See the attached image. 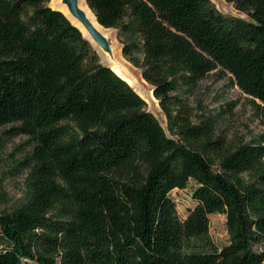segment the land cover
<instances>
[{
  "label": "trees",
  "instance_id": "trees-1",
  "mask_svg": "<svg viewBox=\"0 0 264 264\" xmlns=\"http://www.w3.org/2000/svg\"><path fill=\"white\" fill-rule=\"evenodd\" d=\"M85 1L128 38L121 53L166 129L49 0H0V132L29 147L22 195L0 211V264H264V131L214 137L186 98L226 72L264 119V0H225L243 15L211 0ZM190 181L181 220L170 192ZM212 213L225 215L220 248Z\"/></svg>",
  "mask_w": 264,
  "mask_h": 264
},
{
  "label": "rangeland",
  "instance_id": "rangeland-1",
  "mask_svg": "<svg viewBox=\"0 0 264 264\" xmlns=\"http://www.w3.org/2000/svg\"><path fill=\"white\" fill-rule=\"evenodd\" d=\"M211 1L218 10L224 13L243 15L225 0ZM111 33L116 47L121 50L122 42L127 41L128 38L123 35L119 36L116 28H112ZM99 58L101 59L100 56ZM125 61L142 85V88H138V94L145 100L147 110L153 113L166 129L165 115L158 101L151 98L149 94L150 91L152 94V87L142 78L140 68L134 67L126 59ZM186 98L192 112V121L197 124L201 120L210 121L214 137L222 136L227 142L237 144L256 139L264 131L263 115L253 103L252 98L238 88L229 73L220 71L209 73L191 93L186 95ZM28 149L24 136L6 137L0 132V211L5 207V199L12 201L22 195L25 188L26 168L23 164L16 163L23 158ZM194 187L193 181H190L186 188L174 189L170 192L181 220L186 217L188 209L195 204L192 198ZM208 223L210 240L218 248L226 245L228 234L225 215L221 213L209 214ZM22 264L38 263L26 260Z\"/></svg>",
  "mask_w": 264,
  "mask_h": 264
},
{
  "label": "bare ground",
  "instance_id": "bare-ground-1",
  "mask_svg": "<svg viewBox=\"0 0 264 264\" xmlns=\"http://www.w3.org/2000/svg\"><path fill=\"white\" fill-rule=\"evenodd\" d=\"M213 2V1H212ZM220 4V3H219ZM218 5V4H217ZM79 7L83 12L85 13L86 17L90 20L91 24L100 32L103 33L104 37L107 39H110V47L108 50L102 49L100 46H98L90 37L89 33L87 30L79 23L74 22L81 32L89 38L91 41L92 45L97 48V52L101 59L108 64L115 72L120 74L123 78H126L128 83L136 90L138 91V88H142L141 83L139 82L138 78L133 74L131 71L128 63L125 61V59L122 57L121 50L116 47V43L114 42V38L112 37L111 29H104L102 26H100L96 20H95V15L92 13V11L88 8L85 0H79ZM65 13L66 10L64 11ZM135 67V66H134ZM147 90V89H146ZM151 90V89H150ZM151 98L156 100L153 95L151 94V91L149 92ZM158 106V105H157ZM158 115V114H157Z\"/></svg>",
  "mask_w": 264,
  "mask_h": 264
},
{
  "label": "water",
  "instance_id": "water-1",
  "mask_svg": "<svg viewBox=\"0 0 264 264\" xmlns=\"http://www.w3.org/2000/svg\"><path fill=\"white\" fill-rule=\"evenodd\" d=\"M86 2V1H85ZM49 6H51L53 9L58 10L61 12L80 32L81 30L79 27L74 24L73 21L81 24L89 33L92 40L100 46L104 50H108L110 47V39H107L104 37L103 33L97 30L90 22V20L86 17L83 10L79 7V0H49ZM88 6V5H87ZM89 8V7H88ZM90 9V8H89ZM66 10L67 13L64 11ZM93 13V12H92ZM96 22L102 26L96 19ZM103 27V26H102ZM104 29H107L103 27ZM81 34L83 37L89 42L91 47L95 50L97 53V48L92 45L91 41L88 37H86L82 32ZM98 55V53H97ZM100 62L110 67L108 64H106L102 59H100ZM111 68V67H110ZM112 69V68H111ZM117 73V72H116ZM120 75V74H119ZM122 77V76H121ZM126 80V78H123ZM127 81V80H126ZM128 82V81H127ZM153 94V90H152ZM154 97V96H153Z\"/></svg>",
  "mask_w": 264,
  "mask_h": 264
}]
</instances>
